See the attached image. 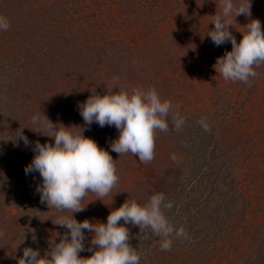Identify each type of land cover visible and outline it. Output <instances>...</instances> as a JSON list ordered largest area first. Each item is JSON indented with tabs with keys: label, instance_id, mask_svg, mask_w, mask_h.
Returning <instances> with one entry per match:
<instances>
[{
	"label": "rangeland",
	"instance_id": "374dc122",
	"mask_svg": "<svg viewBox=\"0 0 264 264\" xmlns=\"http://www.w3.org/2000/svg\"><path fill=\"white\" fill-rule=\"evenodd\" d=\"M207 1L215 4L218 13L219 0L217 5L215 0ZM170 2L131 0L129 5H117L115 0H0V16L9 22L8 30L0 31V80L13 77L9 94L0 96V264H18L27 242L31 248L38 246L43 255L66 231L54 222L70 215L42 204L36 191L42 178L38 172L25 174L35 154L36 133L28 126L35 127L31 118L33 114L42 118V111L34 98L22 100L23 81L35 83L43 95L51 92L50 102L60 105L57 111L51 109V115L55 114L51 117H58L65 126H84L78 105L91 93L102 95L117 82L129 90L133 86L145 90L155 87L162 100L173 105L172 115L179 106L182 127L175 129L169 117V131L155 134L154 159L150 163H141L131 153L119 156L111 150V141L119 135L115 126L102 128L93 123L86 128L84 134L107 149L115 160L119 181L103 201L88 193L82 203L93 201L84 211L74 213L78 221L87 218L106 222L109 212L126 199L143 205L153 194L163 193L165 203L177 196L180 199L167 217L175 228L188 231L187 238L176 241L170 251L161 250V237L146 239L148 255L139 253L145 264H264V84L255 78H250L255 83L251 86L224 80L213 65L217 57L231 49V42L220 49L205 31H199L197 45H185L179 35L180 16L166 13ZM9 3H13L10 9ZM20 3L26 9L33 3L39 7L33 15L22 16L23 23L17 25L13 10ZM257 10L251 4L252 17L240 16L233 23L245 25L249 19L258 18L264 29ZM214 14H204L209 24ZM25 23L28 26L23 27ZM26 32L31 51L20 52L16 41ZM65 32L70 36L67 44L66 39L61 41ZM7 39L8 44L4 42ZM53 40L59 56L50 54V44L55 47ZM95 47L97 52L89 55L91 59L82 64L84 67L77 62L85 85L72 73L74 70L67 71V59L71 51L78 59L77 55L86 56ZM158 47L164 53L167 50L169 56H162ZM44 52L49 56L40 58ZM20 69L21 75L13 76L16 73L12 71ZM97 79L98 84H94ZM40 99L48 110L51 104L44 97ZM35 107L37 111L33 112ZM21 127L30 142L27 146L16 139ZM28 213H33V221L17 227L22 215ZM190 223H194L192 228ZM127 227L129 243L135 244L140 229L131 224ZM25 231H29L27 236ZM92 235L85 231V250L80 256L92 254ZM157 258L162 260L157 263Z\"/></svg>",
	"mask_w": 264,
	"mask_h": 264
},
{
	"label": "clouds",
	"instance_id": "9594fccd",
	"mask_svg": "<svg viewBox=\"0 0 264 264\" xmlns=\"http://www.w3.org/2000/svg\"><path fill=\"white\" fill-rule=\"evenodd\" d=\"M215 3L217 5V0ZM219 8L210 20L214 27L205 34L217 47L230 41L231 49L217 57L213 67L224 80L251 86L250 78L257 76L254 68L264 65L261 21L251 18L242 29H237L233 23L238 16L252 17L251 0H219ZM230 26L242 34L239 42ZM8 28L7 18L0 16V31ZM114 88L118 90L113 91ZM78 108L87 126L93 123L102 128L115 126L119 135L111 141V150L119 156L131 153L141 163H150L154 159L155 134L169 131L170 116L175 129L179 130L184 123L179 116V106L172 115L173 105L167 99L162 100L155 87L145 90L133 86L128 90L117 82L106 88L102 95L91 93ZM31 119L37 127L28 126L30 130L54 139V143L36 141L35 154L25 167V174L38 172L42 178L36 188L42 204L70 215L61 216L54 222L66 229L59 242L55 241L43 255L38 249L25 247L18 264H140V255L129 243V224L138 226L145 239L161 237L162 251L171 250L174 238H187L185 230L175 228L164 214L163 209L171 210L173 203H165L163 193L153 194L143 205L135 199H126L109 212L106 222H92L87 218L78 221L74 213L84 211L93 201L82 203L88 193H94L95 199L103 201L118 183L115 160L107 149L84 134V126L54 123L44 114L43 118L34 115ZM203 127L208 130L206 124ZM16 139L26 146L30 143L23 134V127L16 132ZM85 231L93 234L89 246L92 254L82 257L79 253L85 250ZM92 246H95L94 250Z\"/></svg>",
	"mask_w": 264,
	"mask_h": 264
},
{
	"label": "trees",
	"instance_id": "16d2710c",
	"mask_svg": "<svg viewBox=\"0 0 264 264\" xmlns=\"http://www.w3.org/2000/svg\"><path fill=\"white\" fill-rule=\"evenodd\" d=\"M116 1V4L118 5V4H127V5H129V3L131 2V0H115ZM16 4V3H15ZM251 4L254 6V8H258V12L262 15V22L264 23V0H251ZM19 5V4H18ZM214 3H209V1H207V0H182V1H178V2H176V0H171V2L168 4V9H167V12L166 13H170L171 15H175V16H180V18H179V20H180V22H181V29H180V33H179V35H181V41L183 42V43H186L185 45H188V44H190V46H195V45H197V43H198V40H199V37H198V32L200 31V32H207V31H209L208 30V28H210V27H213L212 25V23L210 22V24H209V22L206 20V18H205V15L204 14H206V13H210L211 11H213V14L215 13V11H216V6L214 7ZM7 6V5H6ZM13 6V3H9V6H7V7H9V9H10V7H12ZM20 6V7H19ZM18 7L19 8H16V5H15V10H13V12L15 13V15L17 16V19L19 20V24H17V25H20L21 23H23V20H22V16L24 17V15L26 14V16L29 14V16L32 14V12H33V10H35V9H37L38 7H39V5L38 4H32L30 7H28L27 9H26V7H25V5L23 4V3H20V5H19ZM213 7H214V9H213ZM20 8L22 9V11L20 12L19 10H20ZM13 9V8H12ZM127 9H128V6H127ZM261 9V10H260ZM29 10H30V12H29ZM11 11V10H10ZM130 11H132V9L131 10H128V12H130ZM219 11H220V8H219ZM12 14V13H11ZM33 15V14H32ZM239 18H241L240 16H238ZM238 17H236V19H239ZM17 20V21H18ZM21 20V21H20ZM28 20V19H27ZM27 22V21H26ZM235 24V27L237 28V29H242V25L241 24H237L236 25V23H234ZM241 25V26H240ZM26 26H28V24H26L25 23V26H23V27H26ZM235 27H232V26H230V31H232V33H233V35L236 37V38H239V41H240V38H242V34L235 28ZM207 29V30H206ZM203 30V31H202ZM27 32H26V34L24 35V36H21L20 38L19 37H17V38H19L17 41H16V43L18 44L17 45V47H16V49L18 50V49H20V52L23 50H30V49H28V48H30L29 46H30V44L31 43H28V40H27ZM63 38L61 39V41L63 40V39H66V40H64V41H66V44L68 43V41H67V38H68V40H69V37H68V34L65 32V33H63ZM183 35V36H182ZM11 38V37H10ZM55 39H56V41H57V37H55ZM25 40L27 41V43H24L25 42ZM31 41V40H30ZM29 41V42H30ZM54 41V46L55 47H52L51 46V44H50V46H49V49L51 50V51H53L52 53H50V54H54V55H56V56H59L58 54L60 53V51H59V49H58V47H57V42L55 41V40H53ZM6 44H8V43H10V40L9 39H7L6 41H4ZM106 42V41H105ZM62 46H64V45H62ZM48 47V46H47ZM32 48V47H31ZM219 48H220V46H219ZM16 49H14V51L16 50ZM158 49L159 50H161L162 52H163V55L162 56H164V55H168L167 53V50L165 51V53H164V49L162 48V47H158ZM221 49V48H220ZM31 51V50H30ZM88 52V51H87ZM95 52H97V50H96V47L93 49V51H91V50H89V52L87 53V55L86 56H82V55H85V54H83V53H80L81 54V56L79 55H77V57H78V59L76 58V56H74V55H72V51H71V54L69 55V57H68V59H67V71L68 70H70V69H72V70H74L72 73H74L75 74V76H77L78 77V81L80 82V83H85V85H86V79L84 78V75L80 72V71H78L81 67H84L82 64L83 63H86L87 61H88V59L90 58L91 59V55H95ZM162 52H160L159 53V55L162 53ZM56 53V54H55ZM43 55V57H48L49 56V54L47 53V52H44V53H41V54H39V57L41 58V56ZM90 55V56H89ZM179 55V54H178ZM97 56V55H96ZM161 56V55H160ZM169 56V55H168ZM179 57V56H178ZM181 57V56H180ZM174 61H177V59L176 60H174ZM77 62H82L81 63V67H79V68H77V66H78V63ZM30 63V62H29ZM21 67H22V69L23 70H25L26 69V66H24V65H21ZM77 68V69H76ZM16 70V69H15ZM254 70L257 72V76L255 77V79H258V82L259 83H261V84H264V65H261V66H259V67H256V68H254ZM71 71V70H70ZM20 72H21V69L20 70H18V71H16V72H13L12 71V73H16V74H14L13 76H17V77H19L18 75H21L20 74ZM86 74H88V73H86ZM138 77V76H137ZM165 78V77H164ZM12 80H7V81H1L0 80V96L3 98V97H5V96H7V94H9V88L10 87H12L11 85L13 84L12 83V81H13V77L11 78ZM19 80V79H18ZM252 79H250V81H251ZM20 81V80H19ZM23 84V85H22ZM22 86H23V88H22V90H23V95H22V100L23 101H25V100H27V99H30V98H34L33 100H35V102L38 104V106L37 107H39V110H41L42 111V118H43V114L45 115V116H47L52 122H54V123H59V119H58V117H56V119L55 118H53V117H51V116H54V115H51V112H52V108H53V110L54 111H57V110H59L60 108H58V107H60V105L58 106L57 104H55V103H53V102H50V93L51 92H49V93H47L46 92V94H44L43 95V90H40L39 89V91L37 90V88H36V84L35 83H25L24 81L22 82ZM94 84H98V79L97 80H95V82H94ZM93 84V86L94 87H96L95 85ZM255 83L253 82V84L251 83V85H254ZM18 87L20 86V83H17L16 84ZM88 85V84H87ZM99 86V85H98ZM16 93H18L17 92V90H16V88H12ZM77 89H80V88H78L77 87ZM252 89H254L253 90V92L256 90V87H252ZM129 90V89H128ZM78 94H76V96H77ZM41 97H44L45 98V102L46 103H50L51 105H50V108L48 109V110H46V105H44L43 104V102H44V100L43 99H40ZM262 97H264V94L262 95ZM21 100V99H20ZM21 100V101H22ZM263 101H264V98H263ZM20 102V101H19ZM26 102V101H25ZM25 102H23L24 103V105H26L25 104ZM23 103L21 104L20 103V106L21 105H23ZM27 106V105H26ZM26 106L24 107V109L26 108ZM54 108H56V109H54ZM33 112H36L37 111V109H36V107H35V109H33L32 110ZM46 112V113H45ZM29 115H30V113H29ZM35 114H33V116H34ZM24 118V117H23ZM31 121V120H30ZM84 123V122H83ZM84 125V127H85V129L86 128H88V126L87 125H85V124H83ZM60 125H58V127H59ZM35 127H37V125H35ZM90 129V128H89ZM36 133V132H35ZM50 140V142L52 141V143H54V139H52V138H49V137H46V136H44V135H39V134H37L36 133V137H35V139H34V141H35V143H36V141L38 140L40 143H44L43 141L44 140ZM202 141V140H201ZM193 165L194 166H197V164H196V162L195 161H193ZM2 185H4V187L6 186V184H4V183H2ZM180 199V198H179ZM179 199L177 198V196L175 197V198H173L172 200H170L169 202H172L173 203V207H172V209L174 208V206L178 203V201H179ZM189 202H187V204H188ZM190 205V204H189ZM181 209H182V206L180 207ZM172 209L171 210H168V209H163V211H164V214L166 215V216H169V214H170V212L172 211ZM28 215L29 216H24V214L22 215V217H21V220H20V222L18 223V225H17V227L18 226H25V225H29L30 224V222L31 221H33V218H31L32 216H33V213L31 214H29L28 213ZM24 218H25V220H24ZM22 220H24L23 222H22ZM186 225V224H185ZM193 225H194V223H190V224H188V226H189V228H192L193 227ZM14 228L16 229V230H18L17 228H16V226H14ZM18 231H20V230H18ZM25 233H26V236L29 234V231L28 232H26L25 231ZM24 233V234H25ZM186 233H188V231H186ZM8 235V234H7ZM22 237V236H21ZM186 240V238H175V240H173L174 242L172 243V246L173 247H175L177 244V242H179V241H181V240ZM16 240H19V238L18 239H16ZM135 240L137 241V242H135V244H130L132 247H134V248H136V250H137V252H138V254L139 253H141V255H145V256H147L148 254V252L146 251V249L148 248V246L147 247H145V245H144V243L146 242V239L144 238V236L143 235H141V234H138L136 237H135ZM131 241H133V240H131ZM177 241V242H176ZM30 246V243H28L27 242V244H26V246L25 247H29ZM37 248H38V246H36ZM139 247H141L142 249H140ZM36 248V249H37ZM33 249H35V248H33ZM38 250H40L39 248H38ZM141 258H142V256H140ZM163 258V257H162ZM162 258H157L156 259V261L155 262H159V261H161L162 260ZM153 261V260H152ZM152 263V262H151ZM140 264H145V262L143 261V260H141L140 259ZM152 264H154V263H152Z\"/></svg>",
	"mask_w": 264,
	"mask_h": 264
}]
</instances>
